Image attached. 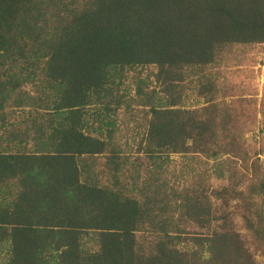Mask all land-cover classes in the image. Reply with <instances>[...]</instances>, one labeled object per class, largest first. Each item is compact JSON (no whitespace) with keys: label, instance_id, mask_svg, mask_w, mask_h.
Here are the masks:
<instances>
[{"label":"trees","instance_id":"obj_1","mask_svg":"<svg viewBox=\"0 0 264 264\" xmlns=\"http://www.w3.org/2000/svg\"><path fill=\"white\" fill-rule=\"evenodd\" d=\"M261 55L264 0H0V264H261Z\"/></svg>","mask_w":264,"mask_h":264},{"label":"rangeland","instance_id":"obj_2","mask_svg":"<svg viewBox=\"0 0 264 264\" xmlns=\"http://www.w3.org/2000/svg\"><path fill=\"white\" fill-rule=\"evenodd\" d=\"M258 59L264 60V57L261 55V56L258 57ZM257 70H259V71H257ZM255 71H256V78L254 80V83L256 84V88H257V91H258L257 98L259 100L261 97H263L262 95H263V92H264V67L258 64V65L255 66ZM247 108L248 107L244 105L243 112H242V113L245 112L246 120L250 117V114L247 112ZM256 115H257V118H258L259 115L258 114H256ZM241 125L242 124H239L238 127L241 126ZM256 130H254V129L253 130L252 129L246 130L247 134L245 135V138L246 139L253 138V135L257 133ZM0 134H1V132H0ZM176 158H178V160H181L180 157H176ZM261 160H264V157H262ZM209 170H210V168H209ZM209 170H208V172H209ZM236 221L239 222V219L236 218ZM87 246L91 247V246H93V244L88 243ZM255 259L257 260L258 263L264 264V260H263V256L261 254V251H256Z\"/></svg>","mask_w":264,"mask_h":264},{"label":"clouds","instance_id":"obj_3","mask_svg":"<svg viewBox=\"0 0 264 264\" xmlns=\"http://www.w3.org/2000/svg\"><path fill=\"white\" fill-rule=\"evenodd\" d=\"M262 157H264V156H260V158H262Z\"/></svg>","mask_w":264,"mask_h":264}]
</instances>
